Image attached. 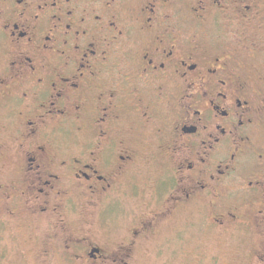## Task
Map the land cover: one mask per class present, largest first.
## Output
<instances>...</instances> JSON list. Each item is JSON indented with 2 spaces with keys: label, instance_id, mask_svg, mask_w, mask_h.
<instances>
[{
  "label": "flooded vegetation",
  "instance_id": "af4514ba",
  "mask_svg": "<svg viewBox=\"0 0 264 264\" xmlns=\"http://www.w3.org/2000/svg\"><path fill=\"white\" fill-rule=\"evenodd\" d=\"M142 166L148 211L125 233ZM203 212L264 264V0H0V241L132 264Z\"/></svg>",
  "mask_w": 264,
  "mask_h": 264
},
{
  "label": "rangeland",
  "instance_id": "374dc122",
  "mask_svg": "<svg viewBox=\"0 0 264 264\" xmlns=\"http://www.w3.org/2000/svg\"><path fill=\"white\" fill-rule=\"evenodd\" d=\"M154 178L153 168L142 166L133 187L125 190L121 203L114 208L123 232L147 213V202L143 198L149 194ZM204 214L182 216L177 224L163 231L160 239L147 242L132 264H248L253 242H241L237 237L228 238L210 230L199 219ZM80 218L85 222L89 216L83 213ZM23 231L16 227L5 231L0 241V264H42L34 255L29 238H22L26 236Z\"/></svg>",
  "mask_w": 264,
  "mask_h": 264
}]
</instances>
